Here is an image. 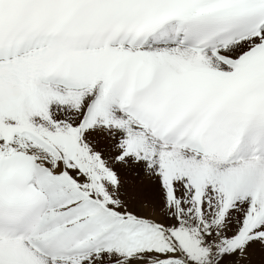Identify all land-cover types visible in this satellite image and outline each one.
Returning <instances> with one entry per match:
<instances>
[{"label":"snow or ice","instance_id":"6c2138e0","mask_svg":"<svg viewBox=\"0 0 264 264\" xmlns=\"http://www.w3.org/2000/svg\"><path fill=\"white\" fill-rule=\"evenodd\" d=\"M0 264H264V0H0Z\"/></svg>","mask_w":264,"mask_h":264}]
</instances>
